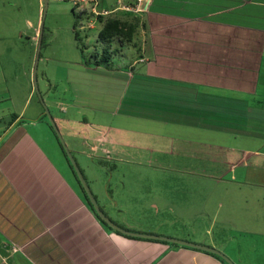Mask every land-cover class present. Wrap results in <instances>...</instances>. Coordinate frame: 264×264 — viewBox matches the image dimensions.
<instances>
[{"label": "crops", "instance_id": "crops-1", "mask_svg": "<svg viewBox=\"0 0 264 264\" xmlns=\"http://www.w3.org/2000/svg\"><path fill=\"white\" fill-rule=\"evenodd\" d=\"M99 1L100 8L114 10L109 17L139 22L131 43L109 45L111 51L116 44L120 47L117 64L111 56L109 69L82 61L68 69V98L55 100L59 108L53 118L68 135L72 155L77 153L85 163L94 159L93 168L108 169L95 159L108 160L111 153L118 156L131 149L138 165L154 158L144 167L164 172L171 168L175 175L199 179L207 176L206 168L190 167L201 164L199 160L226 161L234 173L248 155L259 163L264 151L246 148L238 153L225 147L221 137L237 136L246 126L245 115L251 116L250 129L264 125V0H151L139 15L121 10L117 0ZM97 26L100 31L98 19L90 21L91 30ZM32 93L30 89L28 103ZM2 94L0 88V107ZM85 110L93 120L80 116ZM27 113L25 106L7 119L0 108V264L225 263L200 249L124 236L102 225L66 158L56 150L43 114L35 107L34 115ZM258 137L252 133L249 139ZM163 158L175 161L170 165ZM180 159L189 165L179 166ZM106 173L104 178L93 177L89 187L101 210L121 228L208 246L234 264H256L245 262L237 247L232 248L235 237L227 240L220 232L209 236V229H192L193 223L211 224L216 216L223 217L225 203L217 213L212 211L208 183L177 182L169 190L155 189L152 198L136 195L123 184L112 196ZM258 174L234 192L264 185ZM244 203L256 212L255 206ZM116 212L136 213L143 222L129 223L115 217ZM234 228L238 233L264 234V224L257 220Z\"/></svg>", "mask_w": 264, "mask_h": 264}, {"label": "rangeland", "instance_id": "rangeland-1", "mask_svg": "<svg viewBox=\"0 0 264 264\" xmlns=\"http://www.w3.org/2000/svg\"><path fill=\"white\" fill-rule=\"evenodd\" d=\"M73 9L78 14V10L69 1L48 0L46 12L43 16V0H0V88L3 89L2 95L4 96L0 108L3 110V115L7 116V119L11 117L13 111L18 112L25 106L28 109L27 115H34L32 114L33 107L44 114V108L34 91L32 80V70L39 41L41 48L37 67V84L52 118L53 115H56L59 108V105L55 108V100L68 98L65 97L64 93L67 87L68 69L75 67V63L81 62L83 57L89 58L95 49L99 52L101 51V45L98 46L96 42L99 26L91 30L89 28L90 22L86 24L82 21L78 30L81 37L87 35V38L84 40L87 47L84 50V54H81L73 36V24L75 21L72 13ZM41 21H43L42 26ZM114 47L118 51L112 54V61H114V64H117L118 61L116 59L120 54V47H117V44ZM131 48L133 50V47ZM109 50L111 51V49ZM30 89H32L33 95L28 103L27 98ZM82 114H85L89 120H93L91 112L85 110L81 112V117ZM250 117L245 115L246 120L243 122V125L246 124V126L238 131L237 136L233 133L232 135L227 134L225 137H221L223 138L225 147H233L238 153L240 150L246 148L264 151V125L261 124L262 127L250 129ZM43 122L48 132L54 138L46 115L43 118ZM60 133L70 150L72 145L68 135L65 130H62V132L60 130ZM252 133L258 134L260 137L258 139H249ZM53 140L57 147L56 150L59 151L60 148L55 138ZM100 155L98 154L96 157ZM212 155L215 156L216 154L212 153ZM74 156L79 163L80 169L84 171L89 185H91L90 187L94 183L93 177L97 179L104 178V175H107L106 171H108L109 176H106L105 182L110 183L109 193L112 196L115 189L122 187L123 184L130 188L133 193L136 192V195L138 192L139 195L143 194L147 198H152L155 189L167 187L169 190L170 186L177 182L188 185L194 184L195 186L200 182L208 183L210 186L208 193L212 211L217 213L219 211V204L225 203L224 209H221L223 217L219 218L216 216V220L211 222V224L205 222L200 224L193 223L192 229L202 231L203 233L209 229V236H215L220 232L221 236L223 238L226 237L227 240L230 237H235L234 243L231 246L232 248L237 247L236 250L245 262L252 261L256 264H264V234L238 233L234 228L237 227L238 223L250 222V220H257L258 224H264V185L252 184L257 186L248 188L247 191L234 192V188H237L239 185L245 188L243 183L246 178L248 181H254L252 174L260 172L264 174V157H262L259 163L253 162V155H248V158H242L238 166H235L237 168L235 173L227 168L229 166L226 165V161H214L213 158H211L210 162L208 160H199L198 162L201 164L190 163V167H202L204 170L206 168L205 173H207V176H204V179H199L190 175H175L172 173L171 168H168L164 172L144 167L148 161L154 162V158L152 160L147 158L142 162V165H138L139 159L131 155V149H125L118 156L111 153L108 156V160L95 159L98 164L99 162H106L109 166L108 169L99 166L93 168L91 162L94 159L85 163L77 153ZM147 156L149 157V155ZM140 160L142 159L140 158ZM163 161L171 165V161L174 162L175 160L163 158ZM236 162L234 161V163ZM157 163H159V160ZM187 163L189 165V161L187 162L185 159L179 160V166L187 167ZM159 172L164 174L159 175ZM262 174L258 175L264 178ZM215 177L219 179L218 183H216ZM197 195L200 196L199 194ZM245 201L255 206L256 212H251L252 208L249 206L245 207ZM115 203L116 201L113 200V205ZM226 204H231V207L226 208ZM133 209L137 210L138 208ZM112 210L117 211L118 209L112 208ZM117 213H114L115 217L119 216L123 220H128L129 223H132V221L143 222V220H139L136 213ZM189 229H191V226H189Z\"/></svg>", "mask_w": 264, "mask_h": 264}, {"label": "trees", "instance_id": "trees-1", "mask_svg": "<svg viewBox=\"0 0 264 264\" xmlns=\"http://www.w3.org/2000/svg\"><path fill=\"white\" fill-rule=\"evenodd\" d=\"M72 13L75 17V21L73 24V36H74V40L76 42V46L79 49V51L81 52V54H84V50L86 49L87 45L85 43V39L87 38V35H85V37H81L79 34V30L78 27L80 26V23L82 21H84L86 24L89 23L92 19V16L90 15H85L82 13H78L76 14L74 9L72 10ZM99 23H102V28L100 29V31L97 34V38H96V42L100 43L101 45H104V48L101 49V51L99 52L98 50H94V52H92V54L89 56V58H85L83 57L82 61L83 63L87 64V65H93V66H102L106 69H109L112 65L111 62V56L112 54L118 50L115 51H110L109 49V45L111 44L112 41H119L121 43H131L135 37V33L137 31V25L139 22V19H131L130 21H121L117 18L114 17H109L106 19L103 18H97ZM87 31H89V29H87ZM45 115L43 114L41 118H44ZM51 128V126H50ZM52 130V128H51ZM53 132V130H52ZM54 137L56 138V140L58 141L55 133L53 132ZM59 148L62 152V154L64 155V157L66 158V161L68 162V165L70 167V169L72 170V173L74 174V171L72 169V167L69 164V161L61 147V145L59 144ZM100 164H102L103 166L109 168V166L107 165L106 162H100ZM112 169V168H110ZM82 171V170H81ZM75 176V174H74ZM76 182L78 184V186L80 187L84 200L87 202L88 207L90 208V210L93 212V214L95 215V217L100 221V223L102 225H104L106 228H108L110 231L115 232L117 234H119L118 232L114 231L113 229L109 228L94 212L91 204L89 203L87 196L83 190V188L81 187L79 181L77 180L76 176H75ZM216 258L220 259L219 257L215 256ZM221 260V259H220ZM223 262V260H221ZM225 264V263H224Z\"/></svg>", "mask_w": 264, "mask_h": 264}, {"label": "water", "instance_id": "water-1", "mask_svg": "<svg viewBox=\"0 0 264 264\" xmlns=\"http://www.w3.org/2000/svg\"><path fill=\"white\" fill-rule=\"evenodd\" d=\"M44 1V12H43V16L45 15L46 12V7H47V3L48 0H43ZM43 24V21H41V26ZM41 31H42V27H41ZM40 48H41V43L39 41L38 44V48H37V53L35 56V61H34V65H33V70H32V80H33V88L35 93L38 96V99L40 101V103L42 104L43 108H44V114L48 117V121H49V125L51 126L53 132L55 133L59 144L61 145L70 166L72 167L74 174L77 178V180L79 181L81 187L83 188L87 199L89 201V203L91 204L94 212L96 213V215L111 229H113L114 231L124 235V236H130V237H135V238H143V239H148V240H159V241H164V242H168L170 244H177L180 246H185V247H191V248H196V249H200L203 251H206L208 253L214 254L215 256L219 257L221 260H223L226 264H234V262L228 258L225 254H223L222 252L208 247V246H204V245H198V244H194V243H190V242H186V241H181V240H176V239H172V238H168V237H164V236H157V235H150V234H141V233H135V232H131L128 230H125L124 228H121L120 226H118L117 224H115L110 218H108L106 216V214L101 210L95 196L93 195L80 167L78 166L74 156L72 155L71 151L69 150V148L67 147L62 134L60 133V130L57 126V124L55 123L54 119L52 118V116L49 113V110L47 109L42 96L40 94L39 88H38V84H37V67H38V61H39V53H40Z\"/></svg>", "mask_w": 264, "mask_h": 264}, {"label": "built area", "instance_id": "built-area-1", "mask_svg": "<svg viewBox=\"0 0 264 264\" xmlns=\"http://www.w3.org/2000/svg\"><path fill=\"white\" fill-rule=\"evenodd\" d=\"M72 3L73 7L78 10V13L92 16L91 20L97 18H107L114 10L100 8L99 0H66ZM151 0H133L131 3L124 4L122 0H117V5L121 10L132 12L134 14H143L147 11Z\"/></svg>", "mask_w": 264, "mask_h": 264}]
</instances>
